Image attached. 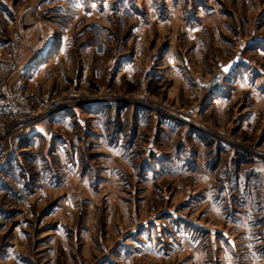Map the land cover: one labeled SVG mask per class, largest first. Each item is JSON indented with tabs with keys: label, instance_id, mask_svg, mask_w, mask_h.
Listing matches in <instances>:
<instances>
[{
	"label": "rangeland",
	"instance_id": "374dc122",
	"mask_svg": "<svg viewBox=\"0 0 264 264\" xmlns=\"http://www.w3.org/2000/svg\"><path fill=\"white\" fill-rule=\"evenodd\" d=\"M38 1L0 0V105L4 110L0 128L10 121L9 105L17 103L13 86L19 77L25 108L37 109L49 99L62 97L61 90L49 95L43 83L35 98L31 67L25 69L19 60L22 24L27 27L34 18L51 17H45L43 7L34 9ZM95 5L114 15L100 17L101 22H111L110 49L92 55L95 51L80 50L78 45L93 33L78 39L74 34L68 67L54 65L49 70L75 78L84 68L83 59L89 63L87 83L77 84L67 96L86 101L78 114L61 113L49 125L29 127V132H14L19 124H10V152L0 170V264H264V241L237 238L234 212L224 209L229 218H223L214 205L226 183L220 177L224 173L218 172L216 181L199 178L200 190L194 194L193 151L177 148L178 137L161 143L169 151L166 157L144 162L141 147L151 126L141 130L133 120L131 130L130 111H122L118 131L108 119L99 118L110 150L93 133L89 108L93 102H87L93 95L111 94L117 103L140 107L120 100L146 90L139 85L140 77L163 73L175 61L177 74L196 75L199 83L207 75L214 82L223 77L221 87L228 75L221 66L239 55L240 68L230 74L243 76L236 88L239 100L243 107L259 108L257 117L264 119V0H96ZM81 19L75 22L87 21ZM166 53L168 60L163 61ZM112 56L118 62L131 59L134 64L125 75L139 79L129 84L124 75L116 84L108 83L112 72L107 61ZM176 73L166 75L180 77ZM49 84L55 86L54 81ZM147 90L153 95V89ZM212 126L240 137L245 151L233 147L237 151H253L257 125L242 132L221 122ZM213 128H207L210 136ZM204 185L215 190L204 192Z\"/></svg>",
	"mask_w": 264,
	"mask_h": 264
},
{
	"label": "crops",
	"instance_id": "0c3cea01",
	"mask_svg": "<svg viewBox=\"0 0 264 264\" xmlns=\"http://www.w3.org/2000/svg\"><path fill=\"white\" fill-rule=\"evenodd\" d=\"M95 1L39 0L35 3L34 9L38 7L39 10L43 7V14L45 17L47 16L46 18L51 16L49 17L50 20L34 18L35 20H31V23L27 27H24L22 24L21 32L24 35V43L19 46V60L25 69L31 67L32 75L29 80L34 82L35 89L33 90L35 98L38 97V88L43 83L46 84L44 87L50 90L49 95H53L61 90L62 97L70 96L71 91L74 90L77 84L84 85L87 83L85 66L89 65V63L87 64L84 59L82 62L84 68L81 70V74L75 75V78L69 77L67 72L64 71L59 74L54 72L56 70L49 71L54 65H65L68 67V62L73 59L72 49L75 44L72 42V36L74 34L77 35L78 39L84 37L90 31L93 33L90 40L82 42L80 46L78 45L80 50H93L95 52L92 55H103L108 48L110 49L109 40L112 36L109 35L112 33L109 26L111 22L104 20L103 22H107L108 24L105 25L101 22L100 17L102 15L105 18H110V16L114 15H108L109 13L111 14V11L104 10L102 12L99 9H95ZM85 14L88 16L85 17ZM77 18H86L85 20L87 21H78L76 23L75 19ZM108 37L110 38L108 39ZM168 57L169 53H166L162 60L166 61ZM117 60V56H112L107 61L110 72H112V75L109 73L107 75L108 83L116 84L126 74L128 67H132L134 64L130 63L132 60H128L127 57H124L119 62ZM175 62L167 64L168 68L163 73L157 71L151 77L142 76L140 79L137 78L141 80L139 85L141 88L149 89L150 91L153 89L151 93L157 98L171 99L176 104L184 106H199V125L202 128L180 122H173L174 125H172L170 123L172 121L165 119L160 114L151 112L149 109L113 101L89 105L92 111L93 133L101 140L104 147L113 150L112 145L108 142L110 139H107L102 133L101 128L106 127L100 123L101 116L104 119H108L110 126L118 131L119 122L117 117L122 111L124 114L130 111L129 120H131V124H129L131 126L129 128L131 130L134 127L132 126L133 120H135V124L141 130H146V127L151 126L149 128L151 135H149V130L145 132L147 135L146 141L143 142L141 147V156L144 162L151 160L159 161L166 157L169 151L164 150L161 143L169 140L171 137L173 138V136L178 137L177 148L184 150L190 148L193 151L191 156L196 163L192 170V174L196 178V184L192 190L193 193L197 194V191L200 190L199 178L203 177L207 181H216L218 179L216 177L218 176V172L224 173L219 176L226 183L220 187V198L214 200L217 203L214 205L220 210L223 218H229L224 209H231L234 212L232 219L234 222L232 223L238 227L236 232L237 238L247 239L258 244L264 241V157L261 156L264 155V119L260 120L257 117L259 108L252 110L249 106H246L247 104L243 107L242 99L239 100L241 94L236 92V88L239 86L243 76L234 78L231 75L236 73L240 66L238 65L232 72L227 73V77L224 78L225 84L221 87L211 88L208 84L212 80L211 75L204 76V82L199 83V78L196 75H191V73L177 74L176 66L178 62ZM136 71L133 70V73H136ZM167 72H175L180 77L175 75L173 77L170 74L166 75ZM99 76L100 74L95 75L96 78H99ZM125 76L129 84H133L137 80V75ZM168 79L170 82L167 83ZM52 81L55 82L54 87L51 85L52 83L49 84ZM69 82L72 85L67 89ZM228 82H231V87L229 88H232V90H229ZM154 88L157 89L155 92ZM251 92L254 94L253 91ZM79 108L73 109L76 114H78ZM2 110L3 106L0 105V114L4 111ZM200 120H203V122ZM214 122H221L222 125L230 129L236 128L241 132L243 130L250 131L257 125L256 134L258 136L256 144L251 148L253 151L251 150V152L246 153L237 151L233 146L219 141L212 135L210 136L207 133L208 129L206 126L212 125ZM237 130L234 129V131ZM207 136L210 139L206 138ZM202 157L206 163L204 168L200 163ZM223 166L225 168L221 170ZM207 181L206 183H208ZM214 188L213 185L210 187L204 185V192H207L209 189L215 190ZM221 199L222 201L220 202Z\"/></svg>",
	"mask_w": 264,
	"mask_h": 264
},
{
	"label": "built area",
	"instance_id": "2783aa9c",
	"mask_svg": "<svg viewBox=\"0 0 264 264\" xmlns=\"http://www.w3.org/2000/svg\"><path fill=\"white\" fill-rule=\"evenodd\" d=\"M16 33L19 35L20 38V32L18 29H16ZM222 80L223 77L218 82H214V79H212L209 84L213 88H216L220 85ZM13 89L16 92V94L14 93L13 96L17 97V103L14 102L9 105L8 108L12 112L10 121L6 125V127L0 128V170L3 168L10 152L9 127L13 121H17L19 124L18 129H15L14 132L21 129H25V131L29 132L28 131L29 127H35L40 123L49 125L54 116H57L61 113H68L74 108L80 107L81 105L85 104L86 102L84 100H71V98L67 96L55 97L45 101L37 109H28V107L25 108V106H28L27 101L25 100V98H23V96H21L24 91L23 81L21 77H19L15 81ZM114 96L115 95H111V94H103V95L96 94L91 96L90 101L87 100V102H93V103L113 102L116 101ZM120 101L125 103L129 102L132 103L133 105H137L149 109L151 112L160 114L165 119L172 122L187 123L196 126L198 128H202V126L199 125V117H200L199 106H192L186 109L184 107H180L176 104L169 103L161 99L158 100L157 97L151 95L147 89L142 90L140 93L137 94L136 93L130 95L128 94ZM208 126L213 128L212 125H207V128ZM214 130L215 132H212L214 133L213 135L217 137L221 142L245 151V149L242 147L243 141L241 140L240 137L220 129H214ZM246 152H251V150L248 149V151Z\"/></svg>",
	"mask_w": 264,
	"mask_h": 264
},
{
	"label": "water",
	"instance_id": "95a60500",
	"mask_svg": "<svg viewBox=\"0 0 264 264\" xmlns=\"http://www.w3.org/2000/svg\"><path fill=\"white\" fill-rule=\"evenodd\" d=\"M241 60L239 55H236L232 59H230L225 65L221 66V72L223 73H230L232 72L238 65ZM227 67L228 71H224V68Z\"/></svg>",
	"mask_w": 264,
	"mask_h": 264
},
{
	"label": "snow or ice",
	"instance_id": "6c2138e0",
	"mask_svg": "<svg viewBox=\"0 0 264 264\" xmlns=\"http://www.w3.org/2000/svg\"><path fill=\"white\" fill-rule=\"evenodd\" d=\"M224 71H228V68H227V67H225V68H224Z\"/></svg>",
	"mask_w": 264,
	"mask_h": 264
},
{
	"label": "bare ground",
	"instance_id": "6f19581e",
	"mask_svg": "<svg viewBox=\"0 0 264 264\" xmlns=\"http://www.w3.org/2000/svg\"><path fill=\"white\" fill-rule=\"evenodd\" d=\"M218 78H219V77H218ZM218 78H217V79H218ZM215 81H216V80H215ZM29 129H31V128H29Z\"/></svg>",
	"mask_w": 264,
	"mask_h": 264
}]
</instances>
